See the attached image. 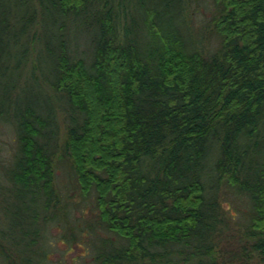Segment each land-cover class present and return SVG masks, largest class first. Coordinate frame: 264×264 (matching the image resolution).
I'll use <instances>...</instances> for the list:
<instances>
[{
  "label": "trees",
  "instance_id": "1",
  "mask_svg": "<svg viewBox=\"0 0 264 264\" xmlns=\"http://www.w3.org/2000/svg\"><path fill=\"white\" fill-rule=\"evenodd\" d=\"M190 3L0 0V264H47L62 159L110 232L96 264H264V0H212L211 51Z\"/></svg>",
  "mask_w": 264,
  "mask_h": 264
},
{
  "label": "rangeland",
  "instance_id": "2",
  "mask_svg": "<svg viewBox=\"0 0 264 264\" xmlns=\"http://www.w3.org/2000/svg\"><path fill=\"white\" fill-rule=\"evenodd\" d=\"M211 3L212 0H191L190 3V24L193 33L202 39L201 44L207 51L215 49L219 44L217 34L208 25L213 13ZM85 43L87 46V42L83 39V43H78V48L85 49ZM73 47L76 51V36ZM12 136L10 128H0V163L7 162L9 154L15 147ZM55 185L60 193L62 203L60 202V217L52 222L46 230L44 241L49 254L47 264H96L93 258V242L98 236H108L110 232L96 223V210L89 197L80 196L74 175L64 159L57 163ZM221 192L223 205L229 208V213L235 214L233 221L245 220L246 200L226 184L221 187ZM4 210L5 214H3ZM9 210V208L0 207L1 225L8 226V222L14 220V217L9 215ZM234 225L236 224L234 223ZM72 233L75 236V241L69 238ZM239 241L236 229H233L223 236L219 248L222 253L224 251L230 253Z\"/></svg>",
  "mask_w": 264,
  "mask_h": 264
}]
</instances>
